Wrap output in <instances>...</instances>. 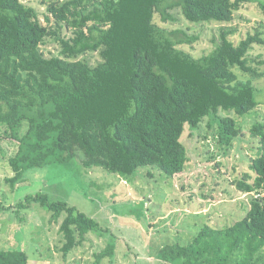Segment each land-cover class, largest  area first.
Instances as JSON below:
<instances>
[{
  "label": "trees",
  "instance_id": "16d2710c",
  "mask_svg": "<svg viewBox=\"0 0 264 264\" xmlns=\"http://www.w3.org/2000/svg\"><path fill=\"white\" fill-rule=\"evenodd\" d=\"M244 1L67 0L49 3L44 24L33 7L0 0V150L1 142L17 146L7 158L5 180L14 187L30 168L70 164L78 156L86 168L101 167L125 178L147 165L173 177L189 160L181 141L185 125L196 130L205 117L217 120L218 141L230 146L242 129L218 112L245 115L258 105L252 79L239 80L233 68L259 77L246 54L264 39L256 31L235 44L233 31L222 27L219 43L194 57L179 45L196 37L157 25L154 15L174 22L172 11L178 9L190 22L229 23ZM51 20L73 30L70 37H59L61 56L47 58L41 45L57 36ZM96 51L101 61L94 66L78 59ZM250 129L259 138V153L251 160V172L233 184L243 193L264 194V124ZM31 201L52 212V219L65 214L59 226L65 256L100 229L95 219L65 201L40 192L26 197L27 204ZM114 248L107 244L96 254V264ZM158 257L172 264H264V195L252 196L245 215L232 225H206L186 245L163 246ZM0 264H28V255L0 249Z\"/></svg>",
  "mask_w": 264,
  "mask_h": 264
},
{
  "label": "rangeland",
  "instance_id": "374dc122",
  "mask_svg": "<svg viewBox=\"0 0 264 264\" xmlns=\"http://www.w3.org/2000/svg\"><path fill=\"white\" fill-rule=\"evenodd\" d=\"M33 7L44 24L49 3L67 0H20ZM241 3L229 23L187 21L180 10H173L176 20L162 22L159 14L154 22L168 30L181 29L196 39L179 47L194 57L210 52L219 43L222 27L231 29L237 44L249 33L258 31L264 39V10L260 2ZM81 6H78V10ZM72 18H70L71 21ZM57 36H48L41 45L45 57L61 56L59 37L72 35L71 24L51 20ZM59 26V27H58ZM246 57L248 65L259 74L233 70L239 80L252 79L257 88L258 105L245 115L220 110L219 116L234 118L241 134L230 146L219 143L218 123L205 117L193 130L185 125L181 141L189 160L185 170L167 176L153 165L142 166L135 176L121 177L101 167H84L79 156L70 164H49L30 168L14 187L5 180L10 174L7 158L16 145L1 142L0 150V249H20L28 255V264H96V254L114 243L112 255L100 264H172L159 259V250L167 245L188 244L204 226L224 228L240 220L249 207L251 197L259 193H243L234 180L251 172L252 158L259 153V138L251 132L256 123L264 124V44H253ZM91 66L101 61L99 51L78 57ZM45 193L52 201H65L95 219L99 230L86 235L68 255H63L64 242L59 226L64 213L52 219V212L26 197ZM262 196V194H260ZM25 202L24 206L19 203ZM102 229V230H101Z\"/></svg>",
  "mask_w": 264,
  "mask_h": 264
},
{
  "label": "built area",
  "instance_id": "2783aa9c",
  "mask_svg": "<svg viewBox=\"0 0 264 264\" xmlns=\"http://www.w3.org/2000/svg\"><path fill=\"white\" fill-rule=\"evenodd\" d=\"M262 195H264L263 193H262ZM258 196H261L260 194H258Z\"/></svg>",
  "mask_w": 264,
  "mask_h": 264
}]
</instances>
